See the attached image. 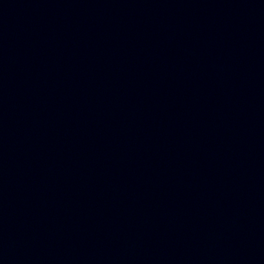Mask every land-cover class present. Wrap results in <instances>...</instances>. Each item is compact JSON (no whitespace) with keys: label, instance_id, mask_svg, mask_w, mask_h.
<instances>
[{"label":"water","instance_id":"water-1","mask_svg":"<svg viewBox=\"0 0 264 264\" xmlns=\"http://www.w3.org/2000/svg\"><path fill=\"white\" fill-rule=\"evenodd\" d=\"M0 264H264V0H0Z\"/></svg>","mask_w":264,"mask_h":264}]
</instances>
